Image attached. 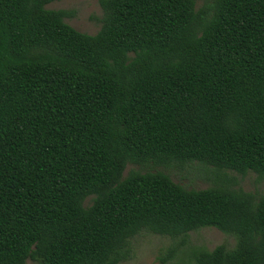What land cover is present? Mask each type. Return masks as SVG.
I'll list each match as a JSON object with an SVG mask.
<instances>
[{
    "label": "trees",
    "instance_id": "trees-1",
    "mask_svg": "<svg viewBox=\"0 0 264 264\" xmlns=\"http://www.w3.org/2000/svg\"><path fill=\"white\" fill-rule=\"evenodd\" d=\"M53 1L0 0V264H121L203 227L236 244L194 264H264L241 186L264 180V0H99L95 34Z\"/></svg>",
    "mask_w": 264,
    "mask_h": 264
},
{
    "label": "rangeland",
    "instance_id": "rangeland-1",
    "mask_svg": "<svg viewBox=\"0 0 264 264\" xmlns=\"http://www.w3.org/2000/svg\"><path fill=\"white\" fill-rule=\"evenodd\" d=\"M204 0H198L197 6L201 5ZM51 9H67L73 14L66 18V21L76 29L89 34H95L99 31L102 22L103 10L99 0H57L47 5ZM131 169H139L142 171L154 169L152 167L145 168L138 164L129 163L124 171L127 174ZM156 169H163L156 167ZM176 181L185 183L192 187L204 188L209 185L205 180L198 178H183L180 174L174 173ZM241 186L248 191H264V180L257 182V175L249 172L241 180ZM182 237V236H181ZM181 237L173 239L166 235H160L144 231L137 235L133 240V257L121 264H162L159 257L172 245H177L175 257L171 260V264H194L193 251L199 248L213 249L217 245L225 244L229 248H233L236 244L234 236L226 234L215 227H203L197 231H192L186 237L184 243ZM26 264H39L28 259Z\"/></svg>",
    "mask_w": 264,
    "mask_h": 264
}]
</instances>
